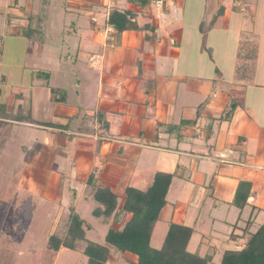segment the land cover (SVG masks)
Listing matches in <instances>:
<instances>
[{
	"label": "crops",
	"instance_id": "1",
	"mask_svg": "<svg viewBox=\"0 0 264 264\" xmlns=\"http://www.w3.org/2000/svg\"><path fill=\"white\" fill-rule=\"evenodd\" d=\"M165 7L160 13L150 0H0L10 18L7 35L33 42L36 55L45 48L48 19L63 15L78 39L83 82L95 73L99 77L95 111L74 108L65 95L51 102L72 115L55 118L75 117V128L66 133L56 124L50 128L60 138L47 161L53 173L48 196L61 204L64 177L58 165L67 164V146L75 138L78 183L95 173L92 189L106 187L117 197L108 218L117 220L114 230L130 218L119 211L124 190L138 189L158 172L170 174L166 205L154 228L165 214L164 228L171 223L191 228L187 250L197 234L193 251L210 264L220 260L221 251L243 247L264 224V0H244L239 8L224 0H191L187 7L177 0ZM170 9L181 18L168 19ZM114 11L128 13L136 28L116 31L108 24ZM33 18L37 38L23 30ZM80 112L85 115L79 119ZM241 182L250 183V193L239 210L233 200ZM188 219L195 224L186 225Z\"/></svg>",
	"mask_w": 264,
	"mask_h": 264
},
{
	"label": "rangeland",
	"instance_id": "2",
	"mask_svg": "<svg viewBox=\"0 0 264 264\" xmlns=\"http://www.w3.org/2000/svg\"><path fill=\"white\" fill-rule=\"evenodd\" d=\"M173 1L177 2V0H169L168 3ZM190 1L184 0V6L187 7ZM158 10L162 13L164 9ZM170 10L168 19L172 21L181 18L180 12ZM11 13L9 10L8 14ZM0 16L4 19V24L0 23V29L2 28L0 30V110L2 104H8L10 107L14 101L11 109L13 107V111L16 112V104H18L25 118L24 123H7L4 119H0V264H86L87 259L82 252L63 247L57 252L50 250L49 237L52 235L63 237L69 217L71 214H76L86 222L84 227L86 240L105 246V235L109 229L118 228L117 220L92 215L97 206L92 198V185H96L97 176H94L95 173L92 175V178L96 179L93 182L92 179L85 184L78 183L75 156L79 148L76 145V138L67 146V164L58 165V173L64 177L61 204L55 196H48L53 179L52 171L47 168V163L50 161L48 158L51 150L58 146L56 139L60 138L55 137L50 128L57 125L64 133L67 128L69 130L75 128L72 121L75 117H70L69 121H59L55 118L58 113H67L68 116L70 113L63 112L58 107L52 108L51 102H58L56 98L65 95L67 103L74 108L80 106L87 112L95 111L99 77L95 73L88 82H83L80 74H85L86 67L80 61V53L77 50L78 39L71 34V27L64 21L63 15H60V18L48 19L50 22L45 25V33L43 30L45 48L41 50L40 55L34 53L33 42L27 43V40L19 38L13 40L9 37L6 29L10 18L4 17L2 8H0ZM82 24L87 26L85 18L82 19ZM37 26V20L33 18L31 25L23 26V30L26 31V35L31 36L33 33L37 38L40 36ZM207 26L208 24L203 22V27ZM66 30L70 32L66 33ZM204 30L206 33L207 29ZM242 41V44H245V39ZM76 58L77 65L74 63ZM38 71L50 75L48 87L41 86L44 84L42 80L32 78V75L34 77ZM50 89H54L55 94H52ZM102 93L103 90L101 95ZM78 115L80 119L85 114L80 112ZM7 130L10 136L4 144V133ZM143 180L145 181V178ZM151 183L152 179L151 181L149 179L147 184L140 183L138 189L146 191ZM91 202L93 205L88 208L87 203ZM118 204L122 206V198L118 199ZM121 208L119 211L123 214ZM166 217L167 214L152 232L150 247L154 250L162 247L168 230L162 226ZM193 224L195 223H191L190 219L186 222L190 227ZM197 224L199 225V220ZM204 225L211 224L205 222ZM213 228L224 227L214 225ZM212 235L216 237L214 233ZM222 237L221 234L217 235L218 239ZM198 239L196 234L189 244L187 250L189 253L195 252L193 248L195 245L198 247L196 243ZM204 244L205 240L202 241V250L205 249ZM108 248L109 264H131L136 260L132 254H122L111 247ZM221 256L222 254L220 260ZM220 260L217 259L210 264H219Z\"/></svg>",
	"mask_w": 264,
	"mask_h": 264
},
{
	"label": "trees",
	"instance_id": "3",
	"mask_svg": "<svg viewBox=\"0 0 264 264\" xmlns=\"http://www.w3.org/2000/svg\"><path fill=\"white\" fill-rule=\"evenodd\" d=\"M108 24L118 32L136 28L135 25L130 24L128 13L117 11L109 15ZM202 33H205L203 29ZM34 78L42 80L48 87L49 74L38 71L34 74ZM50 92L55 94L54 89H50ZM56 100L61 101V99ZM1 108L0 119H4V122H25L20 106L17 107L16 112L7 111L6 104H2ZM8 131L4 133V144L10 136ZM91 180L90 177L88 182ZM171 180L172 175L158 172L146 191L127 187L123 193L121 210L129 214L130 218L121 229L107 231L104 239L105 246L87 241L84 234L85 222L78 215L71 214L65 235L63 237L50 236L48 248L54 252L62 247L82 252L87 259L86 264H107L110 255L108 247L122 254L134 255L136 261L131 264H207V257L187 251L192 229L183 225L171 223L162 247L159 250L150 247L154 226L159 221L166 205L165 198ZM92 190V198L97 205L92 215L98 218L111 217L117 207L116 195L106 187ZM249 193L250 183L241 182L236 190L233 205L242 210L246 206ZM219 264H264V224L248 236L243 247L224 251Z\"/></svg>",
	"mask_w": 264,
	"mask_h": 264
},
{
	"label": "built area",
	"instance_id": "4",
	"mask_svg": "<svg viewBox=\"0 0 264 264\" xmlns=\"http://www.w3.org/2000/svg\"><path fill=\"white\" fill-rule=\"evenodd\" d=\"M169 0H150V4L155 8V9H162L165 7L168 3ZM226 1L231 7L239 8L243 4L244 0H224Z\"/></svg>",
	"mask_w": 264,
	"mask_h": 264
}]
</instances>
